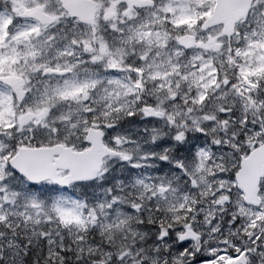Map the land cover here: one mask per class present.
<instances>
[{"label": "snow or ice", "instance_id": "1", "mask_svg": "<svg viewBox=\"0 0 264 264\" xmlns=\"http://www.w3.org/2000/svg\"><path fill=\"white\" fill-rule=\"evenodd\" d=\"M0 264H264V0H0Z\"/></svg>", "mask_w": 264, "mask_h": 264}]
</instances>
